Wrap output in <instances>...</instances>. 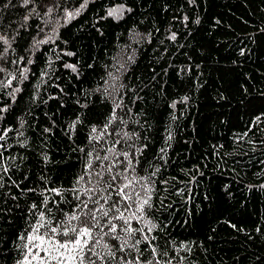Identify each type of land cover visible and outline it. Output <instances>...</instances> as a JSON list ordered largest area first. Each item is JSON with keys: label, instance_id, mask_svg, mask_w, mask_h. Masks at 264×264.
I'll return each instance as SVG.
<instances>
[{"label": "trees", "instance_id": "obj_1", "mask_svg": "<svg viewBox=\"0 0 264 264\" xmlns=\"http://www.w3.org/2000/svg\"><path fill=\"white\" fill-rule=\"evenodd\" d=\"M58 2L74 11L82 0ZM41 3L35 0L36 6ZM32 6L0 0V35L11 43L0 59L6 70L0 79L12 72L17 77L12 87L22 89L13 103L7 95L12 88L0 87V107L10 105L0 129H16L22 117L28 138L22 148V138L8 133L12 147L4 155L17 156L20 165L9 172L12 180L27 176L22 187H73L86 159L84 152L73 149H90L91 126L101 128L114 107L110 96L97 91L113 83L112 73L119 77L117 84L125 85L120 95L127 107L117 109V115L128 121L126 131L140 133L138 144H147L137 171L150 161L162 163L153 158L167 132L173 136L168 164L155 178L150 213L154 222L167 225L154 234L175 257L172 264L180 257H186L183 264H264V0H88L67 22L60 10L44 17L31 13L25 21ZM112 8L124 10L108 16ZM172 33L175 41L169 39ZM36 40L49 42L34 46ZM4 47L0 43V50ZM20 57L22 62L13 63ZM66 64L76 65L77 72ZM25 65L29 72L20 83L18 69ZM174 102L175 108L170 107ZM78 113L82 123L69 139L65 130ZM120 127L117 121L109 131ZM44 128L52 133H43ZM113 139L101 145L109 147ZM41 152L51 162L45 164ZM164 179L167 184L160 183ZM4 181L0 193L19 195L14 186L9 189L8 176ZM63 198L59 206L71 211L72 193L64 192ZM41 199L37 192L0 201V264H16L21 258L17 236L25 227L28 206ZM169 237L191 251L177 255L165 243Z\"/></svg>", "mask_w": 264, "mask_h": 264}, {"label": "snow or ice", "instance_id": "obj_2", "mask_svg": "<svg viewBox=\"0 0 264 264\" xmlns=\"http://www.w3.org/2000/svg\"><path fill=\"white\" fill-rule=\"evenodd\" d=\"M8 2L11 3V0ZM189 3L194 4L195 0H189ZM87 4L88 0H82L78 8L69 11L59 4L58 0H51L50 3H44L42 0L39 6L35 5V0H23V6L26 8L33 5L28 9L29 15L24 19L27 21L31 13L44 17L51 16L54 11L60 10L63 11L64 19L67 22L78 16L87 7ZM37 7L43 8V12L37 11ZM123 10V8L109 9L108 16L117 17ZM127 11H131V9H127ZM104 18L106 17H102V19ZM184 20L187 21L188 17L185 16ZM195 23H199V19ZM176 38L175 33L169 37L172 41H175ZM48 42V40H36L34 46ZM0 43L6 45L0 50V59H3L8 54L11 43L4 35H0ZM65 54L75 55L71 52ZM23 59L20 57L19 61L14 60L13 63L22 62ZM31 63L33 61L29 59L28 64ZM65 67L77 72L76 65L66 64ZM123 67L124 65L121 64L120 69ZM5 71L3 67H0V73ZM18 71L21 77L19 82L22 83L27 79L26 73L29 72V68L25 65ZM46 74V72L42 73V75ZM108 75L112 77L113 83L108 87L98 88L97 91L101 95L110 96L114 107L107 122L101 128L95 125L91 126L90 149L86 152L83 147L73 149L84 152L86 159L83 171L76 178L71 189L47 186L44 188L22 187L27 176L24 177V180H12L8 175L9 172L13 167L18 170L20 165L15 163L17 156L4 155L12 147L8 144V133L15 132L16 137L22 138L18 140L19 146L26 148L28 138L22 131L25 121L21 117L18 118L19 126L16 129L11 127L0 129V189L5 188L4 177L8 176V180L11 181L9 189L14 186L19 193V195L13 194L10 190L0 193V201L6 203L8 198L18 201L20 196L27 193L39 192L42 196L39 204L33 201L28 206L25 227L18 234V242L15 245L21 256L16 264H172L175 259V257L169 256L168 247L162 248L158 243L161 237L154 234L163 232L167 225L162 227L154 222L150 215L153 210V194L157 190L155 178L168 164V149L171 147L170 142L173 140V136L171 131L167 132L164 145L160 147L158 154L153 158V161L159 160L162 163L150 161L147 168L140 169L138 172L137 169L141 163L140 157L147 148V144L137 143L141 139L139 132L125 130L128 121L123 116L117 115V109L123 111V108L127 107L123 103V96L120 95V89H123L125 85L116 83L119 79L118 76L112 73ZM7 76L6 80L0 79V87L12 88L7 95L15 103L16 94L22 89L19 86L12 87L13 80L17 78L14 73L8 72ZM105 83L107 84V81ZM61 91L63 90L61 89ZM50 98L55 99L56 97ZM187 99V96L182 98L183 101H187ZM175 106V102L170 105L173 108ZM80 107L85 108L87 104H81ZM9 108L10 105L0 107V121L4 119L3 113L8 112ZM128 112H131V108H128ZM260 119V116L255 118L256 121ZM117 121L123 127L109 131ZM81 123V115L78 113L65 130L69 139H71V134L76 131V126ZM54 125L55 121H53ZM42 131L51 134L52 128H44ZM111 137H115V139L111 141L109 147L101 145L102 140L104 144H108V138ZM144 140H147L146 136ZM117 145H119V151H117ZM40 155L45 164L51 162L47 152H41ZM19 158L23 160L22 156ZM8 161L12 162L11 165L7 164ZM141 172L143 174H140ZM40 180L47 185V178L44 175L40 176ZM160 183L167 184L168 180H161ZM182 191L183 189L178 190L177 194ZM64 192H71L72 199L75 201L71 211H65L59 206L61 202H65ZM47 194H54L56 197H61V200L51 199ZM191 198L189 196V199ZM67 203L71 204L72 201H67ZM50 204L55 207V210L49 206ZM15 206L19 207V204L17 203ZM0 211H4V209H0ZM7 211H11V209ZM133 222L137 226L134 227ZM257 230L259 231V229ZM165 243L172 247L177 255L180 251H191L186 243L176 244L170 237L165 239ZM185 259L186 257H180L178 264H183Z\"/></svg>", "mask_w": 264, "mask_h": 264}, {"label": "rangeland", "instance_id": "obj_3", "mask_svg": "<svg viewBox=\"0 0 264 264\" xmlns=\"http://www.w3.org/2000/svg\"><path fill=\"white\" fill-rule=\"evenodd\" d=\"M123 12V11H122Z\"/></svg>", "mask_w": 264, "mask_h": 264}]
</instances>
